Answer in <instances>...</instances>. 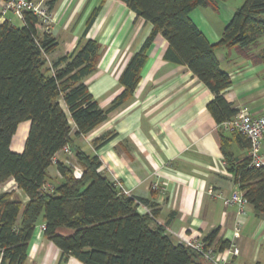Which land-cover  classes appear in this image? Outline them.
I'll list each match as a JSON object with an SVG mask.
<instances>
[{"label":"trees","instance_id":"trees-1","mask_svg":"<svg viewBox=\"0 0 264 264\" xmlns=\"http://www.w3.org/2000/svg\"><path fill=\"white\" fill-rule=\"evenodd\" d=\"M137 18L152 26L140 49L132 55L119 77L122 92L103 110L84 80L97 69L100 46L86 39L93 22L89 17L77 47L47 63L57 47L51 35L40 34V24L24 13L23 26L8 20L0 25V185L13 180L28 201L22 204L13 192L0 194V264H24L27 246L39 219L43 236L59 251L61 260L79 264H202L200 256L174 244L154 223L155 211L141 214L137 203L147 201L125 195L99 172L101 162L73 146V139L91 133L110 112L131 99L145 64V52L160 35L168 44L164 59L185 66L213 95L206 109L219 127L220 151L233 182L256 214L264 213V168L250 166L247 157L235 161L230 152L234 139L249 148L245 137L220 126L237 109L224 97L231 86L221 70L216 49L235 50L253 64L264 66V0H244L224 27L216 45L210 44L191 21L197 8L217 9L225 0H120ZM49 11L52 3L48 2ZM262 48L256 52L254 47ZM29 123L20 154L11 151L19 124ZM109 136L98 139V147ZM66 145L74 152L80 179L68 163L57 161L60 183L51 193L42 191L54 157ZM97 147V148H98ZM217 230L203 242L223 251L228 242L214 244Z\"/></svg>","mask_w":264,"mask_h":264},{"label":"crops","instance_id":"crops-1","mask_svg":"<svg viewBox=\"0 0 264 264\" xmlns=\"http://www.w3.org/2000/svg\"><path fill=\"white\" fill-rule=\"evenodd\" d=\"M50 1L55 16L50 35L57 47L46 56L48 65L75 50L92 15L86 39L99 44L101 55L96 71L84 83L99 108L108 109L123 90L119 84L122 71L152 26L120 0ZM220 3L216 10L197 8L189 15L212 45L219 42L235 12L225 9L226 16L221 19ZM214 16H218L216 20ZM6 20L11 24L10 17ZM19 22L15 27L23 26ZM167 47L157 35L145 52L146 61L131 99L110 112L91 133L73 139L72 145L97 156L99 172L121 192L147 201L146 207L155 211L154 223L174 244L191 236L203 239L217 230L214 244L228 242L239 250L232 264H264V213L256 214L247 204L244 214L238 215L235 206L223 204L222 197L238 189L220 151L219 127L206 109L213 95L185 66L164 59ZM261 48L254 47L253 51ZM215 52L221 70L231 79L224 92L227 102L237 110L246 107L255 116L263 115L264 66L253 64L235 50L219 47ZM28 128V122L19 124L11 142L12 152L22 153ZM107 136L109 140L98 147L96 141ZM229 148L235 161L248 157V148L234 139ZM261 153L264 159V138ZM54 159L65 164L69 161L61 152ZM47 172V185L61 182L55 164ZM153 183L161 190L153 191ZM6 192H13L22 204L28 201L13 180L0 185V194ZM42 226L39 219L24 264H79L73 258L61 260L60 251L43 236ZM200 261L211 264L202 257Z\"/></svg>","mask_w":264,"mask_h":264},{"label":"built area","instance_id":"built-area-1","mask_svg":"<svg viewBox=\"0 0 264 264\" xmlns=\"http://www.w3.org/2000/svg\"><path fill=\"white\" fill-rule=\"evenodd\" d=\"M50 0H0V21L7 19L10 15L19 21L24 20V13H31L40 24V34L50 35L55 24V16L49 11L48 2ZM221 127L227 132H237L246 138L249 144L248 158L250 166L254 168H264V159L261 153L262 140L264 138V114L255 116L248 108H240L236 115L227 122H224ZM69 161L68 164L73 168V176L80 179L82 171L75 162V156L72 148L68 145L60 151ZM55 159L53 160V164ZM154 176L158 177V173L154 172ZM116 187L118 185L115 183ZM52 185H44L42 191L51 193ZM153 191L161 190L158 183L151 184ZM127 195V193H124ZM222 197V196H221ZM225 206H235L238 215L244 214V207L247 205L246 199L242 193L237 190L229 197H222ZM137 209L141 214H150V209L137 203ZM238 225L235 226V231H238ZM44 227H41L43 232ZM179 244L183 245L202 257L211 264H232L233 257L239 255V250L234 245L229 246L223 251H217L213 246H206L203 239L198 236H191L187 239H181Z\"/></svg>","mask_w":264,"mask_h":264},{"label":"rangeland","instance_id":"rangeland-1","mask_svg":"<svg viewBox=\"0 0 264 264\" xmlns=\"http://www.w3.org/2000/svg\"><path fill=\"white\" fill-rule=\"evenodd\" d=\"M244 0H225L224 2L220 3V18H225V13L226 11H224L225 9H229L230 10H236L238 7H240V5L243 3ZM207 11H211V8H207ZM202 10V9H201ZM215 13V12H214ZM217 15V14H215ZM11 18V24L14 26H20V22L18 19H16L15 17H12L11 15L9 16ZM216 17L218 16H214V20H216ZM65 156V155H64ZM66 160H68V158L66 157Z\"/></svg>","mask_w":264,"mask_h":264},{"label":"water","instance_id":"water-1","mask_svg":"<svg viewBox=\"0 0 264 264\" xmlns=\"http://www.w3.org/2000/svg\"><path fill=\"white\" fill-rule=\"evenodd\" d=\"M5 22V19H2L1 21H0V25L2 24V23H4Z\"/></svg>","mask_w":264,"mask_h":264}]
</instances>
